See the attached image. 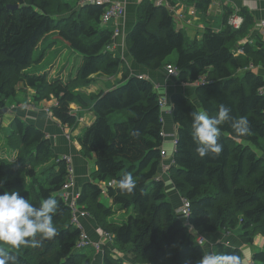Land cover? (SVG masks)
<instances>
[{
	"label": "trees",
	"instance_id": "1",
	"mask_svg": "<svg viewBox=\"0 0 264 264\" xmlns=\"http://www.w3.org/2000/svg\"><path fill=\"white\" fill-rule=\"evenodd\" d=\"M103 10V5H72L65 0H0V107L9 109L6 100L22 83L25 89L34 88L36 102L55 97L51 115L61 126L72 128L78 117L70 104L85 107L93 100L95 118L76 140L84 156L95 157L94 179L118 181L131 173L136 180L133 194L113 186L103 194L94 182L75 185L77 210L112 235L103 246V264H196L206 254L196 241L198 235L227 232L248 245L256 235L264 237V94L260 93L264 40L259 34L253 41L244 40L253 24L251 16L243 10L229 11L221 30L206 28L201 38L187 42L175 29L170 9L144 0L125 37L138 65L157 70L171 64L178 82L196 84L195 102L180 92L169 98L177 130L168 176L181 203L189 202L185 222L177 212L181 203L175 207L166 198L164 182L157 178L163 99L151 81L129 76L123 68V82L110 90L88 98L74 90L88 84L94 74L111 76L120 70L122 60L105 48L113 35L101 24ZM232 13L242 17L238 28L228 24ZM51 32L56 34L54 40L82 56L76 78L68 82L27 72L35 48ZM172 53L177 57L168 63ZM221 104L234 118L246 117L251 131L238 138L229 124L221 125L223 153L201 159L192 140L190 113L203 110L215 116ZM1 128L0 195L15 190L36 206L49 196L60 204L53 218L59 234L43 240L40 247L13 249L12 254L20 264H91L86 245L79 247L84 230L71 221L72 209L62 197L70 164L55 153L41 129L23 118L15 116ZM102 194L112 206L101 201ZM113 207L126 215L116 220ZM215 252H234L242 259L240 248L233 244L217 243ZM252 264H264V250L254 251Z\"/></svg>",
	"mask_w": 264,
	"mask_h": 264
},
{
	"label": "crops",
	"instance_id": "2",
	"mask_svg": "<svg viewBox=\"0 0 264 264\" xmlns=\"http://www.w3.org/2000/svg\"><path fill=\"white\" fill-rule=\"evenodd\" d=\"M71 4L70 0H65ZM76 0H73L75 2ZM114 3L121 5L123 8V14L121 17L111 20L105 25L104 28L112 31V35L115 30L118 31L117 35H113L111 41L106 45V50L110 51L114 56H117L122 60L120 70L114 75L108 76L105 74L97 73L90 77V82L84 85H78L74 90L80 92L84 98L94 97L99 92L110 90L123 82L122 71L123 68L129 76H143L151 81L159 96L166 102L164 110L161 112L162 118V132H163V145L164 149H170V144L167 141L175 139L177 126L172 121L171 105L169 102L170 95L173 92H180L185 96H188L193 102H195V85L194 83H180L176 76L168 77L165 72V66L157 70H148L138 65L131 57L127 46L125 44L126 34L131 30L137 20L138 9L140 4L144 0H111ZM154 2V0H148ZM172 5L171 14L173 16L174 27L176 30H181L185 35L187 42L193 39L201 38L203 31L206 28L219 31L223 28L224 21L229 11L239 12L241 10L246 11L253 19V24L250 26L249 34L244 39L246 41H253L256 34H260V22L264 21V0H210L209 3L200 4L201 0H168ZM166 7V6H165ZM168 9V8H167ZM181 15V16H179ZM49 35L52 39H48ZM45 36L38 43L36 50H41V60L45 57L47 51L55 50L53 46L54 32ZM262 37V36H261ZM264 40V38L262 37ZM67 47V46H66ZM69 48V47H68ZM70 49V48H69ZM35 51V50H34ZM72 54L77 52L70 49ZM42 52V53H41ZM239 52V51H238ZM34 53V52H33ZM39 54V55H40ZM34 55V54H33ZM79 58H78V56ZM76 58L78 64L75 65L76 73L73 75V70L70 71L67 76V68L63 66L60 71L48 72L46 68L40 70H33L31 74L41 72L47 75V80L59 78L62 82H68L76 78L79 65L82 61V56L77 53ZM36 59V58H35ZM36 60V61H37ZM175 58H169L168 63H173ZM35 61V60H34ZM53 67V66H52ZM30 68V67H29ZM260 71V70H259ZM42 73V74H43ZM55 75V76H54ZM19 90L15 96L6 100L9 107L7 117L0 123V127L6 128L11 120L15 116L23 118L25 121L34 124L41 129L50 139L52 148L59 156L67 155L72 158V166L74 167V179L76 187L80 188L85 182L97 183L102 189L104 194L108 186H112L113 180L98 181L94 179L93 172L95 170V157L84 156L80 151V146L76 140L80 136L85 128L89 126L95 115L92 110V101H89L87 106H82L79 102H73L70 104V108L76 113L78 122L76 126L69 128L67 126H61L51 114L46 111V108L50 109L56 104L55 97H51L49 100H43L36 102L34 99L35 90L33 88H24L22 83L19 85ZM24 88V89H23ZM92 99V98H91ZM6 116V115H5ZM167 150V151H168ZM173 150V147H172ZM172 152V151H171ZM169 158L164 159L165 163H169ZM174 164V162H173ZM170 163V166L173 165ZM169 170V169H168ZM168 170L161 172L159 168V178L164 182V191L166 198L176 207L180 206L181 198L178 196L174 189L173 183L168 176ZM101 196V201L107 206H112L111 199H107L105 195ZM116 209V207H113ZM123 210H117L113 218L117 220V215ZM119 217V215H118ZM85 217L80 220L82 229L88 234V237L93 242L102 241L100 235L96 233V225L93 220L86 219ZM98 232V231H97ZM204 241L202 243L205 253L210 251L215 252V246L217 243H224L226 245L233 244L240 248L242 253L243 264H252V254L256 250L264 249V237L256 235L253 238L251 245L240 242L231 233H211L203 235ZM104 241V240H103ZM109 243L103 242V246ZM96 251V250H95ZM91 264H103L102 256L100 253L95 252Z\"/></svg>",
	"mask_w": 264,
	"mask_h": 264
},
{
	"label": "clouds",
	"instance_id": "3",
	"mask_svg": "<svg viewBox=\"0 0 264 264\" xmlns=\"http://www.w3.org/2000/svg\"><path fill=\"white\" fill-rule=\"evenodd\" d=\"M192 140L196 153L201 159L218 158L223 153L220 142L221 125L229 124L235 135L243 137L251 131L246 117L234 118L231 109L221 104L218 113L210 116L207 111H193ZM136 135H139L137 131ZM114 189L133 194L137 184L131 173H126L118 181L112 182ZM143 191V190H141ZM60 208L59 201L49 196L39 206L21 196L19 191H5L0 195V264H20L13 249L40 247L43 240H51L59 233L53 218ZM7 246V247H5ZM196 264H243L236 253L208 252Z\"/></svg>",
	"mask_w": 264,
	"mask_h": 264
},
{
	"label": "built area",
	"instance_id": "4",
	"mask_svg": "<svg viewBox=\"0 0 264 264\" xmlns=\"http://www.w3.org/2000/svg\"><path fill=\"white\" fill-rule=\"evenodd\" d=\"M156 5H163L166 6L168 9H171V5L169 3L168 0H154ZM87 4H92V5H103L104 10L103 13L101 15V24L106 25L107 23H109L111 20H115L119 17L122 16L123 14V8L121 7V5L112 2L111 0H77V5H87ZM181 16V15H179ZM242 23V17L237 14V13H232L229 17H228V24L233 27V28H238ZM260 34L261 36L264 38V21L260 22ZM118 31L115 30L113 35H117ZM165 72L167 74L168 77L170 76H175L176 75V71L174 66H172L171 64H167L165 67ZM143 76L139 75V78H142ZM260 93L264 94V87L260 90ZM166 102L164 100L160 101V107L162 110H164V106H165ZM262 111L264 112V106ZM162 137H163V132L161 133ZM172 143H173V150L170 153H168V151L166 149H164L163 147L160 150V156H161V161H160V171L161 172H165L169 169L170 167V163H173V151H174V145H175V139H172ZM63 159H65V161L70 164L71 163V159L69 156H64L62 157ZM170 159L169 163H165L164 159ZM159 174V173H158ZM157 178H159V175H157ZM79 194L78 189L75 187L74 181H73V169H72V164L70 165L69 168V178L67 180V182L64 184L63 189H62V197L65 203H68L69 207L72 209V218L71 221L74 222L77 226L81 227L80 225V219L83 217H86L87 214L85 212L79 211L76 208V204H75V198L77 197V195ZM189 202L185 199L182 200L181 206L177 209L178 214L184 218V221H187L188 215H189ZM98 234L100 235L102 241H98V242H93L90 240V238L87 236V234L85 233V231H82L81 234V241L79 243V247H82L83 245H93L94 246V250L96 251H100L103 245V242H108L110 243L112 235L108 232H104L100 229H97ZM104 240V241H103ZM196 241L199 244H202L204 241V238L202 237V235H198L196 237Z\"/></svg>",
	"mask_w": 264,
	"mask_h": 264
},
{
	"label": "rangeland",
	"instance_id": "5",
	"mask_svg": "<svg viewBox=\"0 0 264 264\" xmlns=\"http://www.w3.org/2000/svg\"><path fill=\"white\" fill-rule=\"evenodd\" d=\"M71 1V4L72 5H76V3H77V0L75 1V2H73V0H70ZM56 35V34H55ZM54 35V36H55ZM54 36H53V38H54ZM48 39L50 40V39H52V36L51 35H49V37H48ZM54 47H55V50L53 51V50H48L47 51V53H46V55H45V57H43L41 60H37V58L39 57V54H40V49L39 50H36L35 49V51H34V55H33V57H34V62L31 64V66H30V68H28L27 69V72H29L30 74H31V72H33V70H40V69H42V68H46L47 70H48V72L49 73H53V72H57L58 73V71H60L61 69H62V67L63 66H66V68H67V76L69 75V73H70V71L71 70H73V75H75V73H76V66L75 65H77L78 64V60H77V58H76V56L75 55H77V53L75 54H72L71 53V51H70V49L68 48V47H66V45H65V43L64 42H62L61 40H58L57 42H54V45H53ZM79 54V53H78ZM78 56V55H77ZM177 56H176V53H172L169 57H168V59L169 58H176ZM36 58V59H35ZM78 58H79V56H78ZM37 60V61H36ZM53 66V67H52ZM43 72H41L40 74H42ZM35 74H37V75H39L38 73H35ZM47 76V75H46ZM55 76V75H54ZM56 79H59V78H56ZM60 80V79H59ZM34 89V88H33ZM51 97H53L52 95L50 96V98ZM49 98V99H50ZM48 99V100H49ZM45 100H47V99H45ZM41 101H43V100H41ZM40 102V101H39ZM6 106H7V104H6ZM46 111L49 113V114H51V110H50V107H48V108H46ZM7 113L8 112H6V113H4L3 115H1V119H0V123L7 117ZM6 115V116H5ZM0 130H2V128L0 127ZM2 140L0 141V149H3L2 147H1V144H2ZM167 143H169L170 144V149L168 150V153H170L171 154V151H172V145H173V143H172V141H167ZM0 152H2V150H0ZM64 156H67V155H63V156H61V157H64ZM70 157V156H69ZM70 159H71V163H70V165L72 164V158L70 157ZM118 215H119V217H118ZM117 215V218L118 219H122L126 214H125V212H120L119 214ZM86 217H88V218H86V219H88V220H91V218H89V216L87 215ZM83 218H85V217H83ZM83 218H81V219H83ZM80 219V220H81ZM96 229H100L101 230V228H98L97 226H96ZM86 233V232H85ZM96 233H98L97 232V230H96ZM87 234V233H86ZM87 236H88V234H87ZM202 237H203V235H202ZM204 238V237H203ZM95 248H94V246L93 245H90V244H87L86 245V247L84 248V251H88L89 253H90V255H91V259H92V257H93V255H94V253L95 252H97V253H100L101 254V256H102V254H103V247H102V249L100 250V251H95L94 250ZM261 250H264V249H261Z\"/></svg>",
	"mask_w": 264,
	"mask_h": 264
},
{
	"label": "water",
	"instance_id": "6",
	"mask_svg": "<svg viewBox=\"0 0 264 264\" xmlns=\"http://www.w3.org/2000/svg\"><path fill=\"white\" fill-rule=\"evenodd\" d=\"M8 111L7 107H0V114H4Z\"/></svg>",
	"mask_w": 264,
	"mask_h": 264
},
{
	"label": "bare ground",
	"instance_id": "7",
	"mask_svg": "<svg viewBox=\"0 0 264 264\" xmlns=\"http://www.w3.org/2000/svg\"><path fill=\"white\" fill-rule=\"evenodd\" d=\"M243 23H241V25H242ZM78 138V137H77ZM173 146V145H172ZM164 147V146H163ZM173 164V163H172Z\"/></svg>",
	"mask_w": 264,
	"mask_h": 264
}]
</instances>
